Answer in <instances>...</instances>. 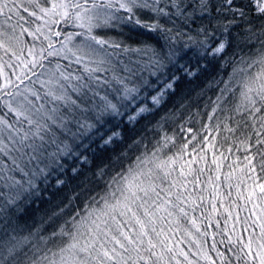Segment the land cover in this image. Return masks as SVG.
I'll return each instance as SVG.
<instances>
[{
  "label": "snow or ice",
  "instance_id": "obj_1",
  "mask_svg": "<svg viewBox=\"0 0 264 264\" xmlns=\"http://www.w3.org/2000/svg\"><path fill=\"white\" fill-rule=\"evenodd\" d=\"M0 264H264V0H0Z\"/></svg>",
  "mask_w": 264,
  "mask_h": 264
},
{
  "label": "trees",
  "instance_id": "obj_2",
  "mask_svg": "<svg viewBox=\"0 0 264 264\" xmlns=\"http://www.w3.org/2000/svg\"><path fill=\"white\" fill-rule=\"evenodd\" d=\"M208 95H213V93H212V92H209ZM194 127H195V126H194ZM150 135H151V134H150Z\"/></svg>",
  "mask_w": 264,
  "mask_h": 264
}]
</instances>
